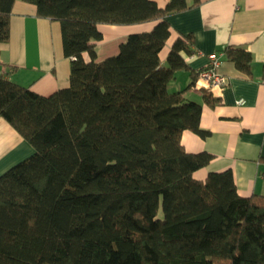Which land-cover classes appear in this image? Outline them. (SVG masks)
Segmentation results:
<instances>
[{"label": "trees", "instance_id": "obj_1", "mask_svg": "<svg viewBox=\"0 0 264 264\" xmlns=\"http://www.w3.org/2000/svg\"><path fill=\"white\" fill-rule=\"evenodd\" d=\"M15 1L0 0V42L9 40ZM27 1L61 22L70 84L44 95L0 74V117L35 147L0 176V264H264V194L241 195L231 169L196 178L214 154L181 142L186 129L208 134L203 105L185 96L203 68L183 54L193 53L191 34L179 32L165 63L161 52L168 15L191 4ZM147 21L150 30L97 60L99 23ZM224 51L252 73L249 50ZM179 70L191 81L171 90Z\"/></svg>", "mask_w": 264, "mask_h": 264}, {"label": "crops", "instance_id": "obj_2", "mask_svg": "<svg viewBox=\"0 0 264 264\" xmlns=\"http://www.w3.org/2000/svg\"><path fill=\"white\" fill-rule=\"evenodd\" d=\"M164 7L169 0H155ZM168 15L172 35L161 52L167 53L179 32L191 34L193 53H183L195 70L204 68L209 54L221 56L219 71L226 77L214 106L205 102L204 81L186 89L185 96L203 105L199 133L186 129L181 142L188 152L207 151L211 161L195 171L204 179L210 172L231 169L241 195L264 194V0H200ZM155 21L142 23H99L102 38L95 43L97 60L115 55L132 32L150 30ZM228 45L241 46L252 53V73L240 70L226 56ZM71 57L63 47L61 22L37 13V6L16 0L10 18V37L0 42V74L48 95L70 84ZM190 71L179 70L170 82L171 90L185 88ZM204 82V83H203ZM244 98V104L237 100ZM35 147L4 117H0V176L28 158Z\"/></svg>", "mask_w": 264, "mask_h": 264}, {"label": "built area", "instance_id": "obj_3", "mask_svg": "<svg viewBox=\"0 0 264 264\" xmlns=\"http://www.w3.org/2000/svg\"><path fill=\"white\" fill-rule=\"evenodd\" d=\"M209 61L207 63V66H205L199 74V77L197 81L200 83L201 81H204V86L206 88H209L212 92L215 90L222 89L223 86L226 83V77L223 73H221L218 69L220 63H221V56L217 53H211L209 54ZM238 104H244L245 99L239 98L237 100Z\"/></svg>", "mask_w": 264, "mask_h": 264}, {"label": "rangeland", "instance_id": "obj_4", "mask_svg": "<svg viewBox=\"0 0 264 264\" xmlns=\"http://www.w3.org/2000/svg\"><path fill=\"white\" fill-rule=\"evenodd\" d=\"M160 214H161V211H160Z\"/></svg>", "mask_w": 264, "mask_h": 264}]
</instances>
